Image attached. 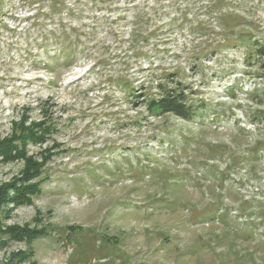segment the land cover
Wrapping results in <instances>:
<instances>
[{
	"label": "rangeland",
	"instance_id": "374dc122",
	"mask_svg": "<svg viewBox=\"0 0 264 264\" xmlns=\"http://www.w3.org/2000/svg\"><path fill=\"white\" fill-rule=\"evenodd\" d=\"M206 3L0 0V141L43 137L0 149V264H264V0ZM170 73L190 120L147 108Z\"/></svg>",
	"mask_w": 264,
	"mask_h": 264
},
{
	"label": "trees",
	"instance_id": "16d2710c",
	"mask_svg": "<svg viewBox=\"0 0 264 264\" xmlns=\"http://www.w3.org/2000/svg\"><path fill=\"white\" fill-rule=\"evenodd\" d=\"M219 2L221 4L222 0H207V3L204 6H209L208 9H204V14H207L210 10V6H218L215 5V2ZM203 7V5H202ZM205 8V7H204ZM162 10V9H161ZM185 10V9H184ZM189 9H187V12ZM163 13V11H161ZM225 13L227 14L228 17H232V25L237 27L238 25H243L247 24L249 25L250 21H247L246 17H244L242 14L239 15H229V10H225ZM221 17H223L220 20H224L223 14H219ZM218 15V16H219ZM238 25H237V24ZM246 25V26H247ZM250 30H241L238 31L236 34V39L241 43L242 47L244 48L245 55H244V62L245 65L248 67H251V64L255 62L257 64L256 67L259 69V75L260 78L264 79V35L263 38L258 37V32L256 31L257 29L253 27H249ZM253 42V43H250ZM250 64V65H248ZM170 76L169 81L173 85H171L169 88L167 86V83H162V82H157V88H161L162 90L158 94V96H153V95H148L147 97H144L145 102L147 103V108L150 111H154L156 113L159 112V114H172L173 116H176L178 118L184 119V120H190L194 118L195 112H197V107H195L187 98V95H185V88L184 87H174L173 86L176 84L180 86L179 81H175L174 75L172 73L168 75H160L158 79H164L168 78ZM172 78V79H171ZM136 98H139L138 95H135ZM145 96V95H144ZM43 137L40 136V134L34 132L33 130L20 125V130L15 133V135H12L11 138L7 137L4 138L2 141H0V149L2 150L3 154L5 153H11L13 150L15 151L14 156L18 153L22 157L24 156V152H21L19 150L18 145H24L27 143L29 140H35L39 141L42 140ZM12 157V154L10 155ZM233 156V155H232ZM28 163V168L25 173L26 177H31L34 178L36 176L40 175V165L37 163L33 162L30 159L25 160ZM24 179V178H23ZM29 179V178H28ZM31 180V179H29ZM29 180H26L25 182H29ZM42 183V182H41ZM14 190H19L18 187H13ZM27 189H29L32 193H36L41 191L40 189V182L38 181L37 183H29L27 185ZM19 194L22 193V197L25 194V190L22 189L21 192H18ZM5 193H0V201L5 199Z\"/></svg>",
	"mask_w": 264,
	"mask_h": 264
}]
</instances>
